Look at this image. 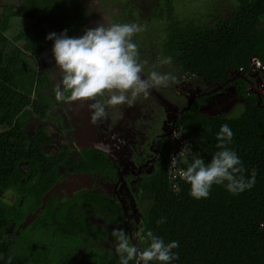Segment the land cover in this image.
<instances>
[{
  "label": "trees",
  "instance_id": "1",
  "mask_svg": "<svg viewBox=\"0 0 264 264\" xmlns=\"http://www.w3.org/2000/svg\"><path fill=\"white\" fill-rule=\"evenodd\" d=\"M20 1V6L9 9V17L6 11L0 19V264H9V257L11 264H72L76 258L70 256L87 246L82 233L94 229L87 216L104 207L111 211L117 204L87 192L57 210L47 203L33 223L21 229L28 213L35 214L58 180L61 162L45 151L49 137L33 135L27 126L36 117L46 120L56 102L51 70L40 67L44 55L52 58L49 68L55 66L54 41L47 36L66 30L69 37H78L92 21V0ZM100 4L111 14L108 24L143 28L132 41L139 59L146 60L144 67L159 57L171 58L167 66L174 76L198 77L196 84L205 90L210 89L207 83L226 84L233 73L249 76L254 58L264 65V0H100ZM110 5L116 6L113 11ZM12 17L21 19L23 27L9 38ZM251 82L252 78L239 79L238 97L244 100L240 115L203 114L202 103L195 102L181 129L192 153L207 164L221 150L216 139L221 126L229 125L234 135L227 148L241 160L246 179L255 170L251 189L234 195L214 184L208 198H193L188 183L170 178L168 142L163 168L150 185L153 202L145 232L152 231L166 244L179 242L173 250L178 259L171 264H264V100L247 91ZM188 159L191 162V156ZM172 183L179 184L177 193ZM9 190L19 194L12 203L1 197ZM161 220L164 223H158ZM64 246L71 248L64 252Z\"/></svg>",
  "mask_w": 264,
  "mask_h": 264
},
{
  "label": "flooded vegetation",
  "instance_id": "2",
  "mask_svg": "<svg viewBox=\"0 0 264 264\" xmlns=\"http://www.w3.org/2000/svg\"><path fill=\"white\" fill-rule=\"evenodd\" d=\"M153 66L161 73L175 75L172 68L166 65L161 69L154 62L144 67L143 75H148ZM176 75V85L172 86L175 81H170L167 87L152 89L151 95L138 99L134 107L108 109V117L95 125L91 123L89 110L93 101L56 100L46 120L38 117L29 120L27 127L33 129L30 131L33 135L38 132L49 137L46 153L61 160L58 180L50 189L47 203L53 204L57 210L67 201L95 192L118 205L111 211L104 207L98 210V214L87 216L88 224L94 229L92 233H82L87 246H80L79 251L70 256L71 259L76 258L72 264H119L116 241L112 236L114 229L127 233L130 242L138 249L146 247L137 233L142 228L145 231V217L153 202L150 185L163 168L168 142L172 147L169 172L170 157L175 155L180 137H184L182 120L187 111L199 102L202 103L199 112L203 114L214 116L224 113L233 102L244 103L238 97L239 79L252 78L253 86L247 88L248 92L250 87H258L252 69L249 76L233 73L226 84L207 83L206 87H211L207 90L196 84L198 77L184 74L180 78L179 73ZM253 94L260 95L261 98L257 96L260 101L264 100L258 88ZM97 99L105 101L107 97ZM213 109L217 113H213ZM121 112L122 118H117ZM61 155L67 160H62ZM18 195L17 191L9 190L1 197L12 203ZM29 217L30 213L21 229L25 230L33 223L27 224ZM61 248L65 252L71 246Z\"/></svg>",
  "mask_w": 264,
  "mask_h": 264
},
{
  "label": "clouds",
  "instance_id": "3",
  "mask_svg": "<svg viewBox=\"0 0 264 264\" xmlns=\"http://www.w3.org/2000/svg\"><path fill=\"white\" fill-rule=\"evenodd\" d=\"M141 31L143 28L134 23H98L95 28L85 30L80 37H69L66 30L59 35L49 34L47 39L54 41L52 53L55 66L61 73L56 100L93 101L89 110L92 113L91 123L95 125L108 117V109L134 107L141 97L148 98L152 89L167 87L170 81H175L171 74L155 70L156 66L146 77L143 75L146 62H140L138 46L132 41V37ZM170 62L171 58L160 63ZM262 73L264 76V71ZM98 97L107 99L101 101ZM122 115V112L119 113L117 118H122ZM233 135L229 125L221 126L216 137L219 141L217 148L221 150L207 164L193 154L191 146L185 142L180 151L170 157L171 180L179 178L188 183L190 195L195 199L208 198L214 184L224 185L234 195L251 189L255 184V170L246 179L241 160L226 146ZM181 164L187 166L179 167ZM173 189L179 191L175 184ZM158 223H164V220ZM112 236L116 241L119 264H150L153 261L156 264H171L178 259L173 250L179 247V242L166 244L150 230L145 232L142 228L137 233L138 239L147 244L143 249L132 244L122 229H114Z\"/></svg>",
  "mask_w": 264,
  "mask_h": 264
},
{
  "label": "rangeland",
  "instance_id": "4",
  "mask_svg": "<svg viewBox=\"0 0 264 264\" xmlns=\"http://www.w3.org/2000/svg\"><path fill=\"white\" fill-rule=\"evenodd\" d=\"M211 1L213 2L215 0H211ZM226 1L227 0H222V3H225ZM1 3H5V4H10L11 5V4L15 3V0H0V5H1ZM115 7L116 6H114V5L113 6H111V5L109 6V8H111L112 11H113V8H115ZM180 9H182V6H180L179 10ZM1 10H2V7H0V13L2 12ZM223 10L225 11L226 9H223ZM89 11H90V16H91V20L92 21L89 23V25L86 27L85 30H87L89 28H95L98 23H106V24H108L110 22L111 14L107 13V10H104V9L101 8L100 0H92L90 2V4H89ZM22 27L23 26H16V27H14V31H16L17 28H22ZM85 30H83L79 34L78 37L82 36L84 34ZM41 60H42V62H41L42 66H40V67L41 68L44 67V68H47V69H50L51 70V77H52V79H53V81L55 83V87L57 88V85L60 83V79H61V73H60L59 69L56 66H52V68H49L52 65L51 62H53L52 61V58H50L49 56L44 55ZM163 60H165L163 57H161V58L159 57V59L156 60L155 63L157 65V67L159 66V67H161V69H164V68L167 67L166 66L167 64H161L160 63ZM140 62L144 63L143 60H140ZM253 69L255 71H257V72L258 71L259 72H262V71H264V69H262V68H252V75L254 77L255 82H257L258 87H259V85H262V83H259V82L261 81L262 77L264 78V76L262 74L253 73ZM145 76H147V75H145ZM258 87L255 86L254 88H250L249 89L250 93H256V89ZM257 96L259 98H261L260 95H257ZM262 98H264V94L263 93H262ZM238 102L239 101L233 102V104L231 105V107L228 110L224 111V113L226 115H233V114H235L237 112L238 113L237 115H240V112L243 110V106H242V109H241L240 108V105H242V104L239 105ZM212 112L213 113H217V111L215 109H213ZM27 130L29 132L30 131H33V129H31V127H27Z\"/></svg>",
  "mask_w": 264,
  "mask_h": 264
},
{
  "label": "crops",
  "instance_id": "5",
  "mask_svg": "<svg viewBox=\"0 0 264 264\" xmlns=\"http://www.w3.org/2000/svg\"><path fill=\"white\" fill-rule=\"evenodd\" d=\"M21 4H22V2L20 0H15V3H13L11 5L10 4H5V3H1L0 7H2V10H1L2 12L0 13V19H1L2 15L6 13V11H8L6 13V16L9 17V13H10L9 9H11V7H18ZM9 22H11V29L7 33V36L9 38H13L15 36V34H17L22 29V28H17V30L14 31V27L23 26V23H22L21 19L13 18V17L11 18V20H9Z\"/></svg>",
  "mask_w": 264,
  "mask_h": 264
},
{
  "label": "built area",
  "instance_id": "6",
  "mask_svg": "<svg viewBox=\"0 0 264 264\" xmlns=\"http://www.w3.org/2000/svg\"><path fill=\"white\" fill-rule=\"evenodd\" d=\"M257 67L264 69V65H262V64L259 62V60H258L257 58H254V59L252 60V68H257ZM253 70H254V69H253ZM254 71H255V70H254ZM256 73H258V74H262V75H263V73H262V72H259V71L256 72ZM260 83H262V85H260V86L258 87V90L261 91V92L264 94V78H263V77H262ZM251 86H253V85H251ZM250 88H252V87H250ZM250 88H249V89H250ZM249 89H248V90H249ZM185 142H187V143L190 145V143H189L188 141L183 140V139L180 137V141H179V143H178V146L176 147L177 150H176L175 155L180 151L181 147L184 146ZM190 146H191V145H190ZM178 166H179V167H182L181 165H178ZM177 179H178V178H177ZM172 181H174V180H172ZM173 183H174V182H173ZM173 183H172V184H173ZM175 185H177V187L179 188V184L175 183ZM173 191H176V190L173 189ZM177 192H178V191H176V193H177Z\"/></svg>",
  "mask_w": 264,
  "mask_h": 264
},
{
  "label": "water",
  "instance_id": "7",
  "mask_svg": "<svg viewBox=\"0 0 264 264\" xmlns=\"http://www.w3.org/2000/svg\"><path fill=\"white\" fill-rule=\"evenodd\" d=\"M191 104V103H190ZM51 191H49L46 196L43 198V203L42 206L40 208L37 209V211L35 212V214L31 217L28 218L27 220V224H29L30 222H32L33 219H35L40 213L41 210H43V208L45 207V205L47 204L48 198L50 197Z\"/></svg>",
  "mask_w": 264,
  "mask_h": 264
}]
</instances>
